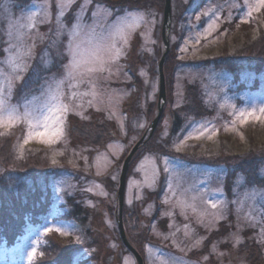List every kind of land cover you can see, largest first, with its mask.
I'll return each instance as SVG.
<instances>
[{"label": "rangeland", "instance_id": "1", "mask_svg": "<svg viewBox=\"0 0 264 264\" xmlns=\"http://www.w3.org/2000/svg\"><path fill=\"white\" fill-rule=\"evenodd\" d=\"M120 1L0 0V178L34 183L48 209L3 243L0 264H137L116 223L117 195L125 159L157 115L165 4ZM171 5L167 99L129 167L126 233L145 264H259L264 54L249 43L264 29V0ZM190 90L200 91V117L188 112ZM72 117L94 135L104 117L103 146L79 147ZM75 203L93 210L85 227L68 214Z\"/></svg>", "mask_w": 264, "mask_h": 264}, {"label": "trees", "instance_id": "2", "mask_svg": "<svg viewBox=\"0 0 264 264\" xmlns=\"http://www.w3.org/2000/svg\"><path fill=\"white\" fill-rule=\"evenodd\" d=\"M161 1L162 0H144V1L142 0L141 2H139V5H141V7L143 8L148 9L150 8V3L154 5L159 4L160 6L161 5L163 6L165 4V1L163 2ZM126 3L127 2L123 0L118 3H115V5H120V7L123 9L126 6ZM162 43H163V38H162ZM249 46H251V48H256V51L259 52L260 54L261 52L264 54V29L261 30V34L258 37V40L250 42ZM172 48H173L172 52L168 56L167 64L165 66L166 70H168L167 75H168L169 81H172L170 78L171 76H169L170 72H172L171 68L173 66L171 64L172 62L171 60L174 57V54H176L175 45H173ZM259 49L261 50V52L259 51ZM161 55H162L161 52H159V56H158L159 59L161 58ZM156 66L157 64L154 65V68ZM241 66L243 68V65ZM239 68H237L236 70H239ZM141 84L142 83L140 82L139 85ZM169 87L171 88V83L169 84ZM198 95H200V91H198L197 94L193 93L192 90L189 91L188 101H191L192 107H187V108H190L188 112L194 111V103L196 104L195 98L197 99ZM127 107H131V104H128ZM191 109L192 111H190ZM200 109L201 108L199 106H195V111L193 114H195V116L200 117L201 116ZM154 112H156L155 109H154ZM182 113L183 112L176 114L173 120V122L175 123L174 124L175 131H177L178 128H180V130L184 129L183 127L184 123L181 120ZM70 121H71L70 126L72 128L70 136H73V139H76V141L79 143V147L87 146V145L103 146L104 140L107 139V136H108V134H106V126H104L106 122V119L104 117H102L101 124L93 123L94 125H97L96 127L99 131L98 135L91 134L92 130L88 129L87 127H83V125L86 126L89 123V121H84L77 117H72ZM116 131H117V126H115V129H113L112 133ZM147 140L148 138L146 139V141ZM8 150L10 152H8L7 154L8 157L4 158V160L11 162L12 161L11 159L14 157V154H13L14 152L11 155L12 151L9 148V146H8ZM46 153L47 152L44 150H38L37 152L38 164L39 162H41V165L44 166V162L47 160ZM2 175L3 174H1V178H0V247H2L3 243L8 244V246L14 245L18 241L17 237L23 234L24 231H26L27 226L31 224L30 222L37 223V224L42 222V220L45 217V215H42V214L48 212V209L45 210L46 207L45 205H43V202L41 203L39 202L38 194H37V192H39V189L36 188L34 183H31V186H30V184H28L29 181L23 179L22 180L23 185L17 187V185L13 186L15 179L11 178L5 181L2 178ZM26 184H27V188H23L24 185ZM36 194H37V197H35ZM68 200H70V196H68ZM92 212L93 210L90 207H87L85 205L84 206L78 205V203H75V204H72L68 214H70V218L73 221L75 220L82 227H85L86 225H88V223L92 219V216H93ZM259 259H260L259 264H262V262L264 263L263 254L259 256Z\"/></svg>", "mask_w": 264, "mask_h": 264}, {"label": "water", "instance_id": "3", "mask_svg": "<svg viewBox=\"0 0 264 264\" xmlns=\"http://www.w3.org/2000/svg\"><path fill=\"white\" fill-rule=\"evenodd\" d=\"M172 0H165V9H164V20L162 24V35L161 38H163V47L164 53L161 57V61L159 62V72H160V88H159V99H158V110L157 115L155 119L151 122V125L147 128L145 131V134L141 140H139L134 148L131 150L130 154L126 157L125 162L122 167V172L120 175V186H119V192L117 195V215H116V223H118L119 232L121 233V238L123 241V244L130 250L136 257L137 264H144L143 257L141 254L138 253V251L135 249L134 245L130 242L128 235L125 230V224L123 222L124 217V207H125V196H126V185H127V175L129 172V167L133 159L135 158L136 152L139 150L141 145L145 142L147 138H150L153 136V133L156 131V128L158 127V123L160 122L161 118L163 117V111L166 104L167 99V91H166V81H165V70H164V64L166 61V56L170 52V45H171V37H170V30H171V24H172Z\"/></svg>", "mask_w": 264, "mask_h": 264}, {"label": "snow or ice", "instance_id": "4", "mask_svg": "<svg viewBox=\"0 0 264 264\" xmlns=\"http://www.w3.org/2000/svg\"><path fill=\"white\" fill-rule=\"evenodd\" d=\"M83 2H84L85 4H87V3L90 2V0H83ZM76 64H77V61H76V59H75V54H73V65L75 66ZM41 135H43V134H41ZM213 207H215V205H213ZM49 231H51V229H49ZM262 243H264V239H262Z\"/></svg>", "mask_w": 264, "mask_h": 264}, {"label": "bare ground", "instance_id": "5", "mask_svg": "<svg viewBox=\"0 0 264 264\" xmlns=\"http://www.w3.org/2000/svg\"><path fill=\"white\" fill-rule=\"evenodd\" d=\"M164 112V111H163Z\"/></svg>", "mask_w": 264, "mask_h": 264}]
</instances>
